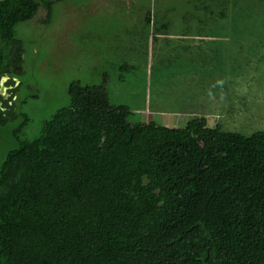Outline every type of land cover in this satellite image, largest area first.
<instances>
[{"label":"trees","instance_id":"trees-1","mask_svg":"<svg viewBox=\"0 0 264 264\" xmlns=\"http://www.w3.org/2000/svg\"><path fill=\"white\" fill-rule=\"evenodd\" d=\"M205 1L155 0L145 23L181 7L201 47L228 55L233 0ZM41 7L52 19L49 0L0 1V88L23 74L16 29ZM20 88L0 92V127L21 118ZM68 95L32 140H21L25 117L0 163V264H264V131H226L204 115L182 127L133 120L105 84L76 80Z\"/></svg>","mask_w":264,"mask_h":264},{"label":"rangeland","instance_id":"rangeland-1","mask_svg":"<svg viewBox=\"0 0 264 264\" xmlns=\"http://www.w3.org/2000/svg\"><path fill=\"white\" fill-rule=\"evenodd\" d=\"M49 1L52 19L41 7L16 29L25 48L24 72L16 79L21 118L0 127V163L19 145L13 131L20 122L29 120L21 140L37 137L42 124L69 104L68 88L76 80L105 84L111 102L133 111V120L151 116L182 127L204 115L226 131H264V0L232 1L230 35L221 36L227 56L207 51L190 33L182 40L187 26L169 3L164 6L171 18L148 27L146 12L157 8L155 0ZM218 2L207 0L203 7L215 9Z\"/></svg>","mask_w":264,"mask_h":264},{"label":"crops","instance_id":"crops-1","mask_svg":"<svg viewBox=\"0 0 264 264\" xmlns=\"http://www.w3.org/2000/svg\"><path fill=\"white\" fill-rule=\"evenodd\" d=\"M177 7H179V5ZM179 8H180V11H179L180 13H177V14H182L181 13L182 9H181V7H179ZM164 10H165L164 14L160 15V17H161V19H163L164 22H167L171 17L167 14L166 9H164ZM190 24H191V26H190V29H189V27L187 26V23H185V25L187 27H186V30H183L184 34L188 35V33H185V31H189L190 37H193V38L196 37L197 39H199V36L197 35L196 31H194V22L192 21ZM196 25H197V23H196ZM190 30H191V32H190ZM166 33H167V31H166ZM184 34L181 35V36L179 35V36L182 37V36H184ZM184 39H186V38H184ZM184 39L182 38V40H184Z\"/></svg>","mask_w":264,"mask_h":264},{"label":"water","instance_id":"water-1","mask_svg":"<svg viewBox=\"0 0 264 264\" xmlns=\"http://www.w3.org/2000/svg\"><path fill=\"white\" fill-rule=\"evenodd\" d=\"M9 79V76H6L4 77L2 80H1V88H0V92L2 94V96L4 97L6 92H7V88L5 86V83L6 81ZM0 105H1V102H0Z\"/></svg>","mask_w":264,"mask_h":264},{"label":"flooded vegetation","instance_id":"flooded-vegetation-1","mask_svg":"<svg viewBox=\"0 0 264 264\" xmlns=\"http://www.w3.org/2000/svg\"><path fill=\"white\" fill-rule=\"evenodd\" d=\"M16 79L17 78H15V82H16V85L15 86H11V87H6L7 88V92L9 91V89H12L13 87H16L18 84H17V81H16ZM9 80V79H8ZM8 80L6 81V83L8 82ZM9 95H10V93H9ZM11 96V95H10ZM14 98H16V96L14 97ZM3 99L5 100V98L3 97Z\"/></svg>","mask_w":264,"mask_h":264}]
</instances>
